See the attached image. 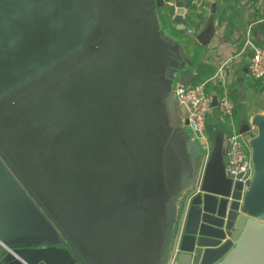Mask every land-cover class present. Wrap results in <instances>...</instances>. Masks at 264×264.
I'll return each mask as SVG.
<instances>
[{
    "label": "water",
    "instance_id": "95a60500",
    "mask_svg": "<svg viewBox=\"0 0 264 264\" xmlns=\"http://www.w3.org/2000/svg\"><path fill=\"white\" fill-rule=\"evenodd\" d=\"M190 9L0 0V264H264V113L240 131L246 181L217 133L199 185L175 95L196 78Z\"/></svg>",
    "mask_w": 264,
    "mask_h": 264
},
{
    "label": "crops",
    "instance_id": "0c3cea01",
    "mask_svg": "<svg viewBox=\"0 0 264 264\" xmlns=\"http://www.w3.org/2000/svg\"><path fill=\"white\" fill-rule=\"evenodd\" d=\"M209 17L214 18L217 44L200 47L195 36ZM186 19L189 34L185 43L197 79L207 83L212 100L226 94L235 107L231 118L221 115L217 106L208 118L225 139L249 125L255 112L264 113V80L255 81L248 71L250 43L264 46V0H209L201 12L190 9Z\"/></svg>",
    "mask_w": 264,
    "mask_h": 264
},
{
    "label": "built area",
    "instance_id": "2783aa9c",
    "mask_svg": "<svg viewBox=\"0 0 264 264\" xmlns=\"http://www.w3.org/2000/svg\"><path fill=\"white\" fill-rule=\"evenodd\" d=\"M191 9L196 12L203 11L209 0H190ZM252 47V57L248 65V71L252 79L255 81L264 80V46H257L250 43ZM207 83L199 82L197 84H190L182 86L177 84L175 95L180 104L186 108L187 126L192 132L193 136L199 143L203 155V162L201 167V174L198 178L200 185L205 166L209 161L213 144L209 139L206 131V123L208 117L213 109L212 98L206 91ZM218 109L224 117L231 118L235 113V107L232 101L226 94L218 98ZM225 172L228 178L233 182L244 180L239 178L244 176L247 172H251V154L250 149L244 138V134L234 132L225 138ZM246 180H244L245 182ZM173 262L171 261L170 264Z\"/></svg>",
    "mask_w": 264,
    "mask_h": 264
},
{
    "label": "rangeland",
    "instance_id": "374dc122",
    "mask_svg": "<svg viewBox=\"0 0 264 264\" xmlns=\"http://www.w3.org/2000/svg\"><path fill=\"white\" fill-rule=\"evenodd\" d=\"M158 7H159V12L161 13L162 16L166 17H172L174 15L175 11V0H159L158 1ZM223 131L213 133L214 135V140L215 136L217 133H222ZM223 134V133H222ZM214 146V143H213Z\"/></svg>",
    "mask_w": 264,
    "mask_h": 264
},
{
    "label": "trees",
    "instance_id": "16d2710c",
    "mask_svg": "<svg viewBox=\"0 0 264 264\" xmlns=\"http://www.w3.org/2000/svg\"><path fill=\"white\" fill-rule=\"evenodd\" d=\"M158 1L159 0H157V2ZM209 74H212V72H210ZM199 81H200V78L197 79V77H196L193 84H197V83H199ZM206 131H207V134L209 136V139L211 140V142L213 144L214 143V135H213V133L216 134V131H214V129L211 127V124L209 123V119L207 120V123H206Z\"/></svg>",
    "mask_w": 264,
    "mask_h": 264
},
{
    "label": "flooded vegetation",
    "instance_id": "af4514ba",
    "mask_svg": "<svg viewBox=\"0 0 264 264\" xmlns=\"http://www.w3.org/2000/svg\"><path fill=\"white\" fill-rule=\"evenodd\" d=\"M168 16H166V18H167Z\"/></svg>",
    "mask_w": 264,
    "mask_h": 264
}]
</instances>
